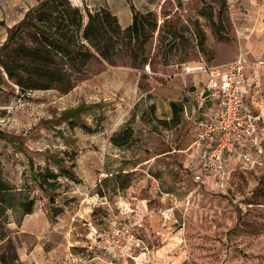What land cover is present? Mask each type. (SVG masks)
I'll use <instances>...</instances> for the list:
<instances>
[{"label":"rangeland","instance_id":"obj_1","mask_svg":"<svg viewBox=\"0 0 264 264\" xmlns=\"http://www.w3.org/2000/svg\"><path fill=\"white\" fill-rule=\"evenodd\" d=\"M41 1L0 0V179L9 188L0 200V264H264V163L234 165L230 197L192 181L186 164L200 127L187 113L205 77L185 72L241 60L248 104L264 117V0H164L156 27L132 42L145 62L133 64L127 39L109 63L72 35L90 55L84 65L49 48L34 15L11 38ZM32 47L46 48L65 78L30 84L41 62ZM121 68L136 93L120 79L99 89L105 70ZM172 102L181 106L177 117ZM125 130L128 142L116 146L112 137ZM31 168L61 176L42 192ZM27 199L34 206L24 215L19 202ZM51 208L61 214L52 217ZM121 225L130 236L114 255L93 231Z\"/></svg>","mask_w":264,"mask_h":264},{"label":"built area","instance_id":"obj_2","mask_svg":"<svg viewBox=\"0 0 264 264\" xmlns=\"http://www.w3.org/2000/svg\"><path fill=\"white\" fill-rule=\"evenodd\" d=\"M185 72L205 77L198 105L187 113L200 129L186 169L195 184L230 197L233 166L253 170L264 163V117L248 104L249 78L241 60L221 67H188ZM93 232L107 244L104 248L109 253L123 255L126 251L128 225Z\"/></svg>","mask_w":264,"mask_h":264},{"label":"trees","instance_id":"obj_3","mask_svg":"<svg viewBox=\"0 0 264 264\" xmlns=\"http://www.w3.org/2000/svg\"><path fill=\"white\" fill-rule=\"evenodd\" d=\"M29 15L35 16V22L32 25L37 31V34L41 33L47 36L46 38L49 40V42H47L49 48L54 49L57 53L69 58L70 64H73L78 60L81 65L86 63L90 55L86 52L83 53L80 48L78 50L73 45L72 35L76 37L80 35L83 41H85L99 56L109 63L113 62L114 56L116 55V45L118 44V40L120 38L127 39L129 41L127 48L129 49V56L131 57L133 64H140L146 60H139V55H134L135 50L133 49L132 42H137L144 34L146 25H151L152 28H155L157 25L153 12L145 14L133 12L132 25L129 28L122 29L118 25L116 17L105 9H101L94 14L87 13V21L84 22L81 11L78 8L73 7L68 0H44L41 1L37 7L33 8L27 14L26 18L15 27L11 38H13V36L16 37L19 34L22 27L28 21ZM49 24L51 25L48 27ZM68 30H71V35L68 34ZM11 40L6 44V48ZM30 53L36 54L41 59L40 64L32 69L38 77H47L50 82L61 81L65 78V74L59 69V64L53 60L49 51H46V48L32 47ZM4 69L10 77L13 76V68L4 65ZM38 77H29L28 82L30 84L41 82V78ZM171 107L174 116L177 117L181 113V106L178 103L172 102ZM80 109L82 108L72 109L66 111L64 114H70L75 117ZM124 134V138L113 136L111 141L116 146L125 145L130 138V134L128 130H125ZM54 159L55 164L62 168L64 164L63 160L57 157H54ZM61 172L63 176L73 180L74 177L70 171L62 169ZM60 176L61 175L54 174L49 170L45 173H41L34 171L33 168L30 169L31 179L38 184L42 192H48L50 188L56 185L57 179ZM8 191V186L0 179V200L2 202H7L4 201V199L5 195L7 196ZM19 205L23 208L24 215H28L32 213L34 202L27 199L25 201H20ZM50 211L52 212V217L55 218L61 214V211H58L55 208H51Z\"/></svg>","mask_w":264,"mask_h":264},{"label":"crops","instance_id":"obj_4","mask_svg":"<svg viewBox=\"0 0 264 264\" xmlns=\"http://www.w3.org/2000/svg\"><path fill=\"white\" fill-rule=\"evenodd\" d=\"M72 6L78 8L87 20V13L94 14L101 9L108 10L113 16L116 17L118 25L122 29L129 28L133 23V12H139L142 14L148 12H157L160 9L164 0H68ZM199 75V74H198ZM102 79H105L99 89L110 90L115 88L117 79L122 80V88L127 89L129 92H135L132 89V74L125 68L105 70L101 75ZM133 78V82H135ZM110 93H113L110 91ZM133 94V93H132ZM109 98L111 95L106 93ZM233 166V165H232Z\"/></svg>","mask_w":264,"mask_h":264}]
</instances>
